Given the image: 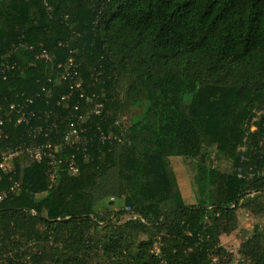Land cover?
<instances>
[{"label": "trees", "instance_id": "trees-1", "mask_svg": "<svg viewBox=\"0 0 264 264\" xmlns=\"http://www.w3.org/2000/svg\"><path fill=\"white\" fill-rule=\"evenodd\" d=\"M44 48L48 62L38 58ZM5 53L15 67L6 79L0 75V114L22 94L34 96L32 109L49 112L51 121L60 117L65 131L77 99L58 105L69 82L58 84L57 72L70 58L80 65L85 90L105 107L88 125L89 159L76 152L78 175L63 166L51 185L45 163L26 158L4 175L0 189L18 180L21 190L0 202V264H31L23 242L69 233L84 244L91 230L105 235L103 253L112 264H213L224 250L220 236L237 228V211L264 193V175L257 173L264 158L252 151L264 139V0H0ZM141 102L148 104L142 119L123 124ZM7 126L0 152L26 131ZM101 132L116 139L103 144ZM212 149L233 170L221 187V172L201 162L199 195L188 202L170 158L205 160ZM118 163L120 208L108 219L92 209L77 213L73 198L99 204L101 178ZM240 254L247 264H264V232L256 227ZM72 264L85 260L77 256Z\"/></svg>", "mask_w": 264, "mask_h": 264}, {"label": "built area", "instance_id": "built-area-1", "mask_svg": "<svg viewBox=\"0 0 264 264\" xmlns=\"http://www.w3.org/2000/svg\"><path fill=\"white\" fill-rule=\"evenodd\" d=\"M22 46L29 50L33 49L27 43L22 44ZM51 57V53L46 48L38 56V58L46 62L50 61ZM11 59V53L0 54V75L4 79L7 78V73L15 67V65L10 63ZM64 80L69 82V91L61 97L58 105H64V107L68 108L70 101L73 98L77 99V103L71 107L67 115L65 131H61L60 117L51 121L52 114L49 112L32 109L36 101L34 96L22 94L21 100L13 102L4 114H0L1 138L9 137V128L7 126L9 123L26 127L25 134L19 136L16 141L10 143L0 152V185L3 183L4 175L14 171L16 163L22 158H26L33 163H45L51 185L58 182L60 170L63 166H66L72 175L80 173L76 152L81 151L84 153V158L89 159L88 151L93 137L88 135L89 131H91V127L88 125L92 116H101L105 105L96 92L89 93L85 90L81 79L80 65L74 58H70L65 65L58 66L57 83L61 84ZM48 95H51V91ZM82 103L90 106V109L84 110ZM39 118L44 119L45 123L36 124L35 121ZM255 121L256 119L253 120V122ZM97 127L100 130V127ZM250 130L251 132L255 131L256 126L252 124ZM96 138L103 144L116 139L113 134L103 132L96 134ZM246 143L247 139L245 140V145L240 149L243 153L242 160L248 159L245 155L248 149V143ZM68 151L70 152L68 153ZM252 151L255 155H259L260 158H264V139H260ZM239 171L241 173L242 169ZM252 172L253 168L251 167V176L254 175V172ZM257 173L262 176L264 175V170ZM20 190V182L13 180L9 189H0V202L8 198L10 194H18ZM128 210L130 209L128 208ZM155 250L157 253L160 252L157 248Z\"/></svg>", "mask_w": 264, "mask_h": 264}, {"label": "rangeland", "instance_id": "rangeland-1", "mask_svg": "<svg viewBox=\"0 0 264 264\" xmlns=\"http://www.w3.org/2000/svg\"><path fill=\"white\" fill-rule=\"evenodd\" d=\"M189 100L188 98L187 102ZM147 105V102H141L131 108L123 115V124H129L142 119ZM201 162L211 165L217 171L221 172L219 178V185L221 187L226 183L227 173L233 170L232 162L218 156L216 149L208 151L205 160L181 157L175 160L172 165L177 168L178 189L182 191L184 198L191 203H195L199 195L196 178L199 174V165ZM120 167L121 165L118 163L116 167L107 173L109 182L106 179L103 181L102 201L96 206L91 207L79 195L73 198L77 213L83 214L87 209H92L101 218L108 219L114 209L120 208L122 200L119 199L118 193H116L115 179V172H118ZM254 199L253 206L250 208H241L237 211L238 220L236 230L230 234H222L220 236L219 246L223 247L224 250L220 255H213V264L248 263L247 258L240 254L242 245L255 234L256 227L264 232V193L255 196ZM129 218L130 216L127 215L123 218V221ZM74 240V238L69 236V233L61 234L58 237L55 234L48 241L42 243L30 242L26 244L23 242L21 253L22 256H27L24 259L31 261V264H72V259L77 256L83 258L85 264H112L113 261L103 253L106 237L101 231L91 230L85 237L84 244H79ZM155 246L162 252L161 244L156 243Z\"/></svg>", "mask_w": 264, "mask_h": 264}, {"label": "crops", "instance_id": "crops-1", "mask_svg": "<svg viewBox=\"0 0 264 264\" xmlns=\"http://www.w3.org/2000/svg\"><path fill=\"white\" fill-rule=\"evenodd\" d=\"M179 157H171L170 158V163H171V166H172V168H173V170L175 171V173H176V176H177V168L176 167H174L172 164H173V162H175V160H177ZM181 158H183V157H181ZM106 179V181H108L109 182V176L108 175H105V176H103L102 178H101V180H102V184H103V181ZM105 181V182H106ZM110 181H113V180H110ZM182 192V191H181ZM183 194V193H182ZM184 196V195H183Z\"/></svg>", "mask_w": 264, "mask_h": 264}]
</instances>
